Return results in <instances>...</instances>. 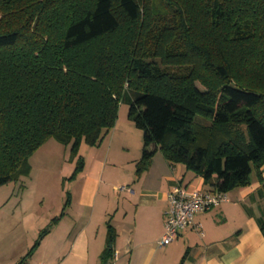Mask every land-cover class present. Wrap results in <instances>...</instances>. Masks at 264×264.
<instances>
[{
    "label": "trees",
    "instance_id": "16d2710c",
    "mask_svg": "<svg viewBox=\"0 0 264 264\" xmlns=\"http://www.w3.org/2000/svg\"><path fill=\"white\" fill-rule=\"evenodd\" d=\"M121 100L142 130L138 171L160 150L211 189L261 179L264 0H0V185L50 137L99 144Z\"/></svg>",
    "mask_w": 264,
    "mask_h": 264
},
{
    "label": "crops",
    "instance_id": "0c3cea01",
    "mask_svg": "<svg viewBox=\"0 0 264 264\" xmlns=\"http://www.w3.org/2000/svg\"><path fill=\"white\" fill-rule=\"evenodd\" d=\"M115 130L81 156L66 205L38 243L28 236L35 215L20 211L22 196H7L9 207H0V264H104L113 250L116 264H264V164L261 179L250 174V183L227 191L229 200L197 211L193 225L159 247L167 192L177 185L211 187L160 150L138 171L142 144L131 146L123 135L115 141L109 135Z\"/></svg>",
    "mask_w": 264,
    "mask_h": 264
},
{
    "label": "rangeland",
    "instance_id": "374dc122",
    "mask_svg": "<svg viewBox=\"0 0 264 264\" xmlns=\"http://www.w3.org/2000/svg\"><path fill=\"white\" fill-rule=\"evenodd\" d=\"M155 8L154 6V10ZM159 11L161 14L165 13L166 8L162 7ZM148 59H153L162 69L171 73L188 74L192 70L189 63L165 64L157 56H150ZM194 83L200 89L205 87L199 80H195ZM124 87L127 90V82ZM128 109L129 104L126 100L119 101L113 124L116 130L109 135L114 136L115 141L119 140L120 135H123L131 146H137L142 144V130L129 119ZM120 129L122 130L121 134L119 133ZM91 149L93 151L94 147L91 148L83 141L78 149H73L71 143L63 144L50 137L29 155L30 171L28 175L0 185V207L5 205L9 207L10 201L7 196L12 198L22 196L19 205L22 207L20 211H31L35 215L29 226V238L39 237L52 224L53 218L63 210V201L66 205L65 195L74 186L70 182L72 174L80 163V157L87 156ZM251 178H255L254 172L251 173Z\"/></svg>",
    "mask_w": 264,
    "mask_h": 264
},
{
    "label": "built area",
    "instance_id": "2783aa9c",
    "mask_svg": "<svg viewBox=\"0 0 264 264\" xmlns=\"http://www.w3.org/2000/svg\"><path fill=\"white\" fill-rule=\"evenodd\" d=\"M166 198L167 208L164 211L163 232L157 241L159 247L173 241L177 237L180 227L188 224L193 225L197 211L210 209L229 200L226 191L211 188L188 189L184 185L174 186L167 192ZM117 254V251L113 250L111 257L104 264H116Z\"/></svg>",
    "mask_w": 264,
    "mask_h": 264
}]
</instances>
